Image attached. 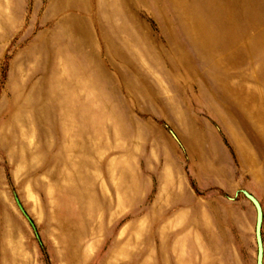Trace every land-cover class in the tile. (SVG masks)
<instances>
[{
  "label": "rangeland",
  "instance_id": "obj_1",
  "mask_svg": "<svg viewBox=\"0 0 264 264\" xmlns=\"http://www.w3.org/2000/svg\"><path fill=\"white\" fill-rule=\"evenodd\" d=\"M241 189L264 264V0H0V264H255Z\"/></svg>",
  "mask_w": 264,
  "mask_h": 264
},
{
  "label": "water",
  "instance_id": "obj_2",
  "mask_svg": "<svg viewBox=\"0 0 264 264\" xmlns=\"http://www.w3.org/2000/svg\"><path fill=\"white\" fill-rule=\"evenodd\" d=\"M239 193L253 206L255 210V221H254V239L256 245V257H255V264H263V242L261 236V227L263 221V212L262 207L257 200V198L249 193L248 191L241 189ZM15 202L17 205L18 210L20 213L26 218V220L31 224V221L25 211L23 210L22 206L20 205L19 201L15 198Z\"/></svg>",
  "mask_w": 264,
  "mask_h": 264
},
{
  "label": "crops",
  "instance_id": "obj_3",
  "mask_svg": "<svg viewBox=\"0 0 264 264\" xmlns=\"http://www.w3.org/2000/svg\"><path fill=\"white\" fill-rule=\"evenodd\" d=\"M69 70V69H68ZM67 70V73L69 74V71Z\"/></svg>",
  "mask_w": 264,
  "mask_h": 264
}]
</instances>
